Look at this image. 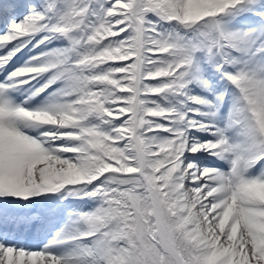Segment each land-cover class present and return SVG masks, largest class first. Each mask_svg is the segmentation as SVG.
<instances>
[{"label":"snow or ice","instance_id":"6c2138e0","mask_svg":"<svg viewBox=\"0 0 264 264\" xmlns=\"http://www.w3.org/2000/svg\"><path fill=\"white\" fill-rule=\"evenodd\" d=\"M0 264H264V0H0Z\"/></svg>","mask_w":264,"mask_h":264}]
</instances>
